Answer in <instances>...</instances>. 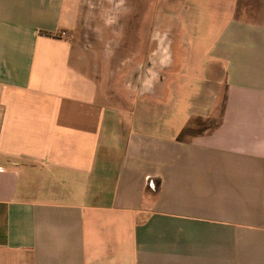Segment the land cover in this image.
<instances>
[{
  "label": "crops",
  "instance_id": "1",
  "mask_svg": "<svg viewBox=\"0 0 264 264\" xmlns=\"http://www.w3.org/2000/svg\"><path fill=\"white\" fill-rule=\"evenodd\" d=\"M124 1L0 0V264H264V15L147 129L146 70L86 35Z\"/></svg>",
  "mask_w": 264,
  "mask_h": 264
},
{
  "label": "rangeland",
  "instance_id": "2",
  "mask_svg": "<svg viewBox=\"0 0 264 264\" xmlns=\"http://www.w3.org/2000/svg\"><path fill=\"white\" fill-rule=\"evenodd\" d=\"M235 7L238 23L263 21L264 0H125L113 24L105 16L86 35L101 51L112 42L115 59L132 53L135 71L146 70L147 116L155 122L147 129H178L194 102L206 99L217 40ZM112 29L130 37L113 39Z\"/></svg>",
  "mask_w": 264,
  "mask_h": 264
},
{
  "label": "trees",
  "instance_id": "3",
  "mask_svg": "<svg viewBox=\"0 0 264 264\" xmlns=\"http://www.w3.org/2000/svg\"><path fill=\"white\" fill-rule=\"evenodd\" d=\"M237 4H238V3H237ZM237 11H238V9H237V7H235V11H234V12L237 13Z\"/></svg>",
  "mask_w": 264,
  "mask_h": 264
}]
</instances>
